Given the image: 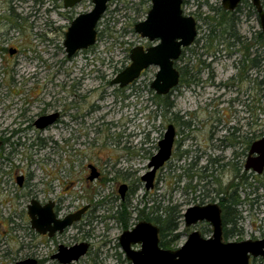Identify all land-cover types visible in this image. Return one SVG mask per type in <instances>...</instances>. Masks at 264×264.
<instances>
[{
    "label": "rangeland",
    "instance_id": "rangeland-1",
    "mask_svg": "<svg viewBox=\"0 0 264 264\" xmlns=\"http://www.w3.org/2000/svg\"><path fill=\"white\" fill-rule=\"evenodd\" d=\"M147 2L149 0H111L96 26L97 42L88 50L80 51L69 63L64 61L63 46L68 25L57 12L47 11L52 9L50 4L39 6L32 0H19V17L14 19L16 27L11 30L7 12L0 15V28L3 26L0 29V137L6 140L0 147V264L26 259L56 264L50 256L56 253L59 245L70 247L81 242L89 243L88 255L71 264H131L118 238L141 221L137 219V210L149 213L158 205L161 210L158 214H161L163 209L178 205L182 216L188 207L199 203L194 197L201 193L194 194L195 189H192L204 183L196 177H187L186 173H189L194 155H199L194 149L202 155L206 152L205 144L210 132L215 131L214 126H222L217 136H224L225 131H229L225 127L233 125L244 126L241 135L252 130L264 132V47L260 49L261 71L256 77L260 81L259 91L253 89V74L243 79L239 91L213 86L225 84L230 76H237L233 61H240L241 57L239 52L226 57L223 44L217 42L219 28L211 18L215 16L213 9L221 8V0H183L182 3L183 15L196 20L198 40L196 47H192L197 55L186 52L185 57L194 67L199 60L212 63L210 69L203 68L200 75L205 82L213 72L216 79L208 87L183 86L173 92L168 99L173 109L164 118L155 109L159 100L148 91L157 68H149L131 89L112 95L114 89L109 81L128 65L130 49L142 43L133 25L144 19ZM92 8L91 0H85L74 12L85 13ZM237 16L238 33L245 36L247 42L251 34L260 31L249 1L241 4ZM213 30L216 36L212 35ZM209 39L215 40L209 45ZM204 46L213 50L212 55L207 54ZM11 48L17 52L10 56L8 50ZM234 50L238 51V47ZM93 72L98 73L96 79H92ZM67 73L70 79L66 80ZM82 76L88 78L79 91L82 96L77 100L80 114L88 113L95 106V113L85 119L86 124L92 126L84 130L85 136L77 143H64L62 138L67 133L63 126L43 131L41 135L35 133L29 127L28 117L35 110V103L30 105V97L39 93L43 104L50 102L58 110L64 109V82L68 86ZM70 114L77 115L75 108ZM175 114L188 125H180L177 141L181 143L175 147L174 156L166 166L157 171L154 187L146 191L140 177L148 171L150 157L156 153L166 124L172 123ZM254 121L258 127L252 125ZM249 122L248 128L245 125ZM186 151L188 155L179 159ZM202 157L194 171L200 172L199 167L206 164L207 158ZM90 164L101 173V177L92 182L86 180ZM20 175L24 177L21 188L15 181ZM231 177L227 173L229 182ZM121 184L128 187L124 200L118 194ZM252 194L253 190L247 186L239 190V202L233 208L236 220L227 225L239 240H255L264 234V198H260L258 204H251L257 194L264 197V188ZM31 199L42 204L55 201L60 208L59 216L86 205L90 210L61 236L46 239L30 229L26 206ZM122 203L129 206L127 228H123V221L116 217ZM193 230L204 238L211 234L206 223L186 228L182 216L175 232L178 237L169 242L166 250L179 249ZM132 248L138 250L140 246ZM249 263L264 264L260 258H250Z\"/></svg>",
    "mask_w": 264,
    "mask_h": 264
},
{
    "label": "water",
    "instance_id": "water-1",
    "mask_svg": "<svg viewBox=\"0 0 264 264\" xmlns=\"http://www.w3.org/2000/svg\"><path fill=\"white\" fill-rule=\"evenodd\" d=\"M66 7H71L80 0H64ZM91 11L76 17L69 25L63 46L67 57H72L77 51L86 50L96 43V26L107 10L111 0H91ZM243 0H221V6L226 11H233ZM256 10L261 32L264 34V10L260 0H247ZM152 7L146 20L134 26V32L149 41L159 40L151 48L143 50L137 46L130 50V64L119 72L111 81L112 85L126 87L140 76L149 66L158 68L151 88L158 95H166L178 84V72L173 63L180 55L181 49L189 47L195 40L197 30L196 21L191 16L182 13V0H151ZM10 55L14 51L9 52ZM48 123V122H47ZM174 140V130L168 126L158 142V151L148 164L149 171L141 177L145 190L154 186L157 170L167 162L171 156ZM257 157L246 161L245 169H252L261 174L264 169V137L254 143L250 154ZM98 177V173L91 168L89 181ZM23 178L17 177L16 182L21 186ZM126 186H120L118 193L123 198ZM53 202L41 205L31 200L27 205V215L30 228L39 235L54 236L61 234L73 223L78 222L88 206L63 219H57L53 212ZM184 226L194 227L198 223H206L211 227V235L204 238L197 230H193L185 243L177 250H166L159 246V229L149 222L142 221L130 231H124L118 241L121 250L131 264H250V258H260L264 262V239L243 240L240 242H222V221L220 209L216 204L188 207L183 213ZM140 245L139 250L132 246ZM88 245L81 243L72 247L60 245L53 256L60 264H70L82 257ZM15 264H37L34 259H26Z\"/></svg>",
    "mask_w": 264,
    "mask_h": 264
},
{
    "label": "flooded vegetation",
    "instance_id": "flooded-vegetation-1",
    "mask_svg": "<svg viewBox=\"0 0 264 264\" xmlns=\"http://www.w3.org/2000/svg\"><path fill=\"white\" fill-rule=\"evenodd\" d=\"M5 1L6 2H4V0H0V15L3 16L2 13L7 12L8 16H9L7 18L8 28L10 30L15 29L16 26L14 24V19L19 17V13L17 12V2L19 0H5ZM32 1H33V3H37L39 6H43L46 3L50 4L52 9H49L47 11L57 12L58 16L60 18L66 20L67 25H68V26H66V31H67L69 25L71 24V22L76 17H78L81 14H84V13H75L74 11L76 10L77 7L81 6V4L85 0H80L78 3H75L71 7H66L64 0H32ZM260 1L262 4V0H260ZM244 2H247V0L241 1L233 11H226L221 6V8L224 10V12L227 14V16L232 17L234 19V23L232 24V29H228L227 23L225 25H222L224 27L223 34H220V36L222 37L220 44H223L222 45V47H223L222 51L224 52V55L226 57H233V56H235V54L237 52H239L241 54V57H240V61H235V60L233 61V66H236L234 68L238 73V74H236L237 76H230L228 82L225 84H214V85L212 84L216 89H218L222 86L223 88L227 89L228 91H230V90L239 91V89H240L239 84L241 82H243V79L247 80L248 79L247 76L250 77L252 74L254 75V79H253L254 91H257V90L259 91V88H260V81L256 78L257 76H259L260 71H261L260 70V49H261V45H260L259 40H258V36H259L258 32L257 33L254 32L253 34H251L250 38L246 42V41H244L245 36L239 35L238 30H237V22L239 23V18L237 16V14L240 11L241 4H243ZM58 3H59V5H58ZM182 3H183V0H182ZM146 5H147V11H146L145 17L140 22H143L146 20L147 14L152 7L151 0H149V2H147ZM263 10H264V8H263ZM254 11L256 13V16H257V19H258V22L260 25L259 16H258L255 9H254ZM85 13H87V12H85ZM10 18H12V20ZM140 22H137L136 24H138ZM224 22H223V24H224ZM136 24L133 25V31H134V26ZM1 28H3V26ZM196 30H197V28H196ZM66 31L64 32V39H65ZM259 32H261V27H260ZM212 35L214 36L215 34L213 33ZM97 37H98V35L96 34V42H97ZM196 37H197V34H196ZM196 37H195L194 42L189 47L181 49V52H180L178 59L176 61H174V63H173L174 69L178 72V84L174 88H172L169 91V93L166 95H158L151 88V84H152L154 79L149 84L150 90H148V91L153 92L155 98L159 97V98H157L159 100V102L157 103L158 106L155 107V109H156V112L160 113V116L163 118L166 116L167 112H169L170 110L173 109V106H174L173 103L168 101L169 96H171L173 92H175L176 90L180 89L183 86H186V87L194 86L195 88L201 87V88L205 89V87H208L209 84H211L212 81L214 79H216V78H214L215 75L213 74L212 71L210 74H208V78H207L208 80H206L205 82L202 81V79L200 78L202 69L203 68L210 69L212 63H206L204 61L199 60V62L197 64H195L197 66L194 67L191 65V62H189V59L187 57H185L186 52H189L192 55H194V54L197 55L196 50H194V48L196 47V44L198 43L197 42L198 40L196 39ZM48 39L49 38L47 37V35H45V40L48 41ZM141 39H142V43H139L138 46L142 47L144 51L148 48L156 46L159 43V40H155V41L151 42L146 38H141ZM63 43H64V41H63ZM193 46H194V48H192ZM236 46L238 47V51L234 50V48ZM135 47H137V46H134L131 49H133ZM88 49H86V50H88ZM213 49L216 50V52H217L216 48H213ZM1 50H3V49H1ZM10 51H14V54L17 52L16 49L11 48L8 50V54ZM212 51L213 50L210 51V49L207 48V54L212 55L211 54ZM79 52L80 51H77L72 57H67V55H65L64 61L66 63H69L70 61H72L76 58V56L79 54ZM216 52H214V53H216ZM129 53H130V51H129ZM14 54H12V55H14ZM127 58L129 60V54H128ZM38 59H41V58L39 57ZM45 63H46V61H45ZM129 64H130V61H129L128 65L123 66V67L126 68L127 66H129ZM151 67L157 68L155 66H149L148 68H146L145 70H143L140 73V76L137 79H135L132 83L128 84L124 88H120L118 85H112L111 84V81L115 78V76L119 72H121L124 68L122 70H120L109 81V85L111 87H113V89H114V92H112V95L114 96L115 92H117V91L122 92L124 89L125 90L131 89V87L137 82V80H139V78L142 77L143 74ZM157 70H158V68H157ZM188 70H190L191 73ZM187 71L189 73L190 78H188L186 81L183 79V77ZM243 75H245V76H243ZM66 77H67L66 80L70 79V74L67 73ZM97 77H98V73L93 72L92 79H96ZM87 78L88 77L84 78V76H82L81 78H77L75 82H73V81L70 82V84H68V86H66V84L64 82L63 94H65V95L63 96V100L66 101V104L64 106V109H61V110H58L56 107H54L53 103L49 102V103L43 104V102L40 100V98L42 96H40L39 93L32 95L30 97V99H32L30 105L35 103V105L33 107V109H35V110H34V113L32 112L33 113L32 116L28 117L29 121H30L29 127L35 133H38L39 135H41L43 131H47V130H50L53 128H58L59 126H63L64 132L67 133L66 136L62 138L64 143H77L80 138H83L85 136V131L87 129H89L90 127H92L91 125L89 127L88 124H86L85 119L88 117L89 114L95 113V109H94L95 106L92 107L93 109L89 110L88 113L85 112L84 114H80V110L78 108L77 100L81 99V97H82L81 95H79V93H80L79 91L82 90L81 87L84 83V80ZM154 78H155V76H154ZM237 96H238V94H237ZM67 101H68V103H67ZM39 103H41V104H39ZM74 108L77 112L76 116L70 114V111ZM145 109H147V107H145ZM28 113L31 114L30 111ZM74 122H76L75 123L76 125H73ZM182 124L188 125L187 122L181 121V118L179 116H177L176 114L173 116L172 123L166 124L165 132H166L168 126H172L173 130H174V140H173V145H172V149H171V156H170L169 160L172 158V156H174L175 147L177 148V146L181 143V141H179V140L177 141V136L180 133V129H181L180 125H182ZM250 125H251V122H249L245 126L249 128ZM252 125L254 127H258L256 121H254L252 123ZM243 127H244L243 125L242 126L233 125V126L225 127V129L229 130L228 133L225 131L224 136H217V133L220 132V130L222 129V126L221 125L220 126H214L215 131L210 132L209 138L205 144V147H207L206 152H204V154L202 155V152H200L198 149H194V151L196 153L199 152V155L198 154H197V156L194 155L193 161L189 164V169H190L189 170V173H190L189 176H192L191 179L193 177H196L197 179H199V182L204 183L202 185L198 184L196 188L195 187H193V189L191 188L192 190L195 189L193 191L194 194L195 193H201V194L194 197L195 200L199 201V203L197 205L203 206V205H207V204H216L218 206V208L220 209V216H221V221H222V242L223 243L243 241V240L237 239L238 237H235L233 235L232 229H227V225H231L232 224L231 222H229V224H227V225H224L223 221L226 219L229 220L234 213V210H233L234 207L231 208L233 211H230V209L226 205H228L229 202H234L235 198H236L237 204L235 206H237L238 202H239L237 193L239 192L240 189H244L245 186H247L248 188L253 190L252 195H255L258 190H260L261 188H264V169L261 172V174H257L252 169H248V170L245 169L246 161L249 158L257 157L256 153L250 154V150H251V147L254 143H256L257 141H259L260 139H262L264 137V132H259V131L255 132V130H252V131L250 130L251 131L250 133L248 132L246 135H241ZM165 132L163 133L162 138H163ZM162 138L160 140H162ZM5 141L6 140H4L3 137H0V147ZM157 151H158V143H157L156 153H157ZM155 154H153V155H155ZM187 155H188L187 151L183 152V154L179 155V159H182L184 156H187ZM202 156H205V158H207L206 164L204 166L199 167L200 172L194 171L197 169L198 163L203 158ZM151 157H150V159H151ZM169 160L167 162H165L163 164V166L160 167L158 170L163 169L166 166V164L169 162ZM91 168H94L96 170V172L98 173V177L95 179V180H98L101 177V173L97 167H95L91 164L87 166V170L89 171V175L86 177V180L89 181L88 177L90 176ZM147 170L149 171L148 166H147ZM147 172H145V173H147ZM227 173L232 175L230 182L228 181L229 179L227 180V178H226ZM183 175H185V174H183ZM20 176L23 178L21 186H18V184L16 182V184L19 188L22 187L23 182H24V177L22 175H20ZM17 177H19V176H17ZM17 177L15 178V181H16ZM141 177H140V181H141ZM155 177H156V175H155ZM95 180H93V181H95ZM90 182H92V181H90ZM227 182H229V183L227 184ZM122 185H125V184H121L120 186H122ZM120 186H119V188H120ZM125 186H126V191L124 193L123 198L120 197L121 200H124L125 194L128 190L127 185H125ZM198 187L200 188L199 191H197ZM119 188H118V190H119ZM146 191H149V190H146ZM232 193H234L236 195L235 198L232 196ZM260 198H264V197L258 196V194H257L255 198H252L253 200H252L251 204L252 205L258 204L257 202H258V200H260ZM31 200H36V199H31ZM30 201H29V203H30ZM36 201L39 202L38 200H36ZM48 202H53V204H54L53 205V212L56 215L57 219H63L67 215L75 213L78 210L83 208V207L79 208L76 211L69 213L65 216H59L58 212L60 211V208L58 207V204L55 201H48ZM48 202H46L45 204H47ZM29 203H28V205H29ZM40 204L45 205L42 203H40ZM86 206H88V209L85 211V213L82 216H84L90 210V206L89 205H86ZM26 215H27V206H26ZM27 217H28V215H27ZM28 219H29V217H28ZM81 220L82 219H80L78 222H80ZM29 222H30V219H29ZM78 222L73 223L68 228L73 227ZM140 222H142V220ZM146 222H148V221H146ZM151 224L154 225L153 223H151ZM29 225H30V223H29ZM68 228H66L61 234L55 233L54 236H52V237H48L47 235H40V236H42L43 238H46V239H53V238H55V236H59V235L61 236L63 233H65V231ZM210 229H211V227H210ZM126 231H130V230H126ZM210 233H211V230H210ZM228 233H229L228 237H225V234H228ZM158 238H159V234H158ZM260 239H264V234L259 239H255V240H260ZM246 240H252V239H246ZM81 243L87 244L88 247H87L86 253L82 257H80L77 261H79L80 259H82L86 255H88V251H89V246H90L89 243H87V242H81ZM81 243H78V244H81ZM118 243H119V241H118ZM78 244H74V245H78ZM136 245H138V244H136ZM62 246H64V245H62ZM64 247H67V246H64ZM70 247H72V246H70ZM67 248H69V247H67ZM57 250H58V248H57ZM133 250H135V249H133ZM56 253H57V251H56ZM55 254L51 255L50 259L55 261L56 264H60L57 259L53 258V256ZM34 260L37 262V264H41V262H38L36 259H34ZM77 261H75V262H77Z\"/></svg>",
    "mask_w": 264,
    "mask_h": 264
},
{
    "label": "trees",
    "instance_id": "trees-1",
    "mask_svg": "<svg viewBox=\"0 0 264 264\" xmlns=\"http://www.w3.org/2000/svg\"><path fill=\"white\" fill-rule=\"evenodd\" d=\"M262 6L264 8V0H262ZM213 11L215 13V16H213L211 18V21H212V23H217L216 28H219V34L217 36L215 34L214 36L217 37V42L220 43L222 40V37L220 36V34H223V29H224V27L222 25H225L227 23L228 29H232V24L234 23V19L232 17H228L222 8H219L217 10L213 9ZM221 19H222V21H221ZM223 22H224V24H223ZM214 32L215 31L213 30L211 33L213 34ZM258 35H259L258 36L259 43H260L261 47H264V34L262 32H258ZM220 37H221V39H220ZM213 41L209 39V45ZM208 47L204 46V49L207 50ZM194 55H196V54H194ZM188 71L190 72V70H188ZM188 71L184 74V77H183V79L186 81L188 78H190ZM156 98H159V97H156ZM186 175H187V177H190V178L192 177V176H189L190 175L189 173H187ZM188 187L189 186H187V188ZM232 196L234 198L236 197V195L234 193H232ZM236 204L237 203H236V198H235L234 202H229L228 205H226V206L230 209V211H233L231 208L234 207ZM128 208H129L128 205L122 203V204H120V211L116 213V217L119 220H122L124 223L123 228H127L125 225L126 216H130V213L128 212ZM150 210H151V212H149V213H145V210H139V211L137 210V219L153 223L159 229V246L162 249H168L170 247L169 242L170 243L174 242L178 237V234H175V232L178 229V220L182 217L180 215L179 206L178 205L169 206L168 208L163 209V212L161 214H158L161 211L160 207L158 205L156 207H152ZM235 220H236V216H235V213H233L232 217L229 220L226 219L223 222H224V225H227V224H229V222H231L233 224L235 222ZM209 232H210V230H209ZM204 233H206V231ZM232 233L234 234V231ZM228 235H229V233L225 234V237H228ZM167 237H169V240L166 241Z\"/></svg>",
    "mask_w": 264,
    "mask_h": 264
}]
</instances>
